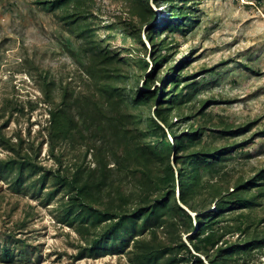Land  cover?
Masks as SVG:
<instances>
[{"label":"rangeland","instance_id":"obj_1","mask_svg":"<svg viewBox=\"0 0 264 264\" xmlns=\"http://www.w3.org/2000/svg\"><path fill=\"white\" fill-rule=\"evenodd\" d=\"M46 1L0 0V137L13 143L22 140L24 151L35 154L39 164L48 169L71 170L76 163L94 167L91 153L85 155L80 141L57 148L62 155L59 166L43 135L50 107L44 100L45 88L55 103L65 91L77 96L93 90L87 76L90 53L84 51L81 39L61 11L50 12L42 4ZM174 2L190 12L184 28L175 31L164 30L159 24L169 16L171 0L157 4L151 0L154 23L159 24L157 39L166 46L162 52L166 61L159 66L148 40V25L141 28L142 46L135 31L140 28V19L130 18L122 0H95L89 23L97 30V40L106 53L120 61L119 66L127 73L120 84L126 98L137 89L145 90L146 78L156 66L151 91L158 88L161 93V80L173 66L181 80L179 90L191 84L192 102L180 107L182 118L174 113L170 122L179 132L188 131L193 124L203 125L207 132L202 147L231 150L220 172L225 181L220 183L221 178L215 176L209 182L212 185L219 180L217 189L225 192L238 180L251 179L264 170V0ZM143 60L148 63L146 69L140 63L133 67L132 62ZM155 108L153 105L148 111L144 106V116ZM128 110L133 113L132 105ZM187 116L190 121L184 120ZM12 156L13 152L0 147V160ZM11 179H0V248L6 245L15 255L19 251L24 254L12 260L0 254V264H131L126 255L89 254L85 237L61 220L67 203L64 192L48 204V189L36 197L31 191H16ZM132 182L126 180L125 184L131 187ZM47 185L52 187L51 182ZM259 195V206L246 211L245 216L249 223L258 224L257 233L264 236V187ZM234 223L227 218L219 225ZM160 232V238L166 237V231ZM191 234L184 235L183 240L188 243ZM243 239L239 232L225 238L228 244ZM229 264H264V247L242 253Z\"/></svg>","mask_w":264,"mask_h":264},{"label":"trees","instance_id":"obj_2","mask_svg":"<svg viewBox=\"0 0 264 264\" xmlns=\"http://www.w3.org/2000/svg\"><path fill=\"white\" fill-rule=\"evenodd\" d=\"M122 1L130 18L140 19V28L135 31L142 46L141 28L148 25V40L159 66L166 61L162 54L166 46L157 39L158 25L164 30L184 28L190 12L171 0L168 18L157 24L151 0ZM158 1L170 2L152 0L155 4ZM42 4L50 12L61 11L84 51L90 53L87 76L93 87L77 96L65 91L59 103L51 101L49 88H45L44 100L50 107L43 135L59 166L62 155L57 148L78 141L85 146V155L91 153L95 166L76 163L71 170L48 169L39 164L35 154L24 151L22 140L13 143L1 136L0 147L13 156L0 160V179L12 177L10 183L16 191H31L36 197L48 189V204L64 192L67 203L61 220L85 237L92 256L126 255L131 264H229L242 253L263 248L264 236L258 235V224L249 223L245 212L259 206L264 170L251 179L238 180L225 192L217 189L219 180L210 185V179L216 177L221 178L220 183L225 181L220 172L231 150L202 147L207 132L203 125L175 130L171 117L175 113L182 118L180 107L193 99L191 84L179 90L177 67H170L161 80V93L158 88L151 91L156 66L146 78L145 90L137 89L128 99L120 85L127 73L120 61L106 53L97 40V30L89 23L95 0H49ZM139 63L141 68L148 66L143 60L132 62L133 67ZM170 84L174 87L169 88ZM153 105L154 112L144 116L142 108L149 111ZM126 180L133 181L131 187L126 186ZM227 218L235 227L219 225ZM162 230L166 231L164 238L159 237ZM237 232L244 239L228 244L226 236ZM187 234H191L188 243L183 240ZM19 252L15 255L6 245L0 248L8 260L23 256L24 251Z\"/></svg>","mask_w":264,"mask_h":264}]
</instances>
